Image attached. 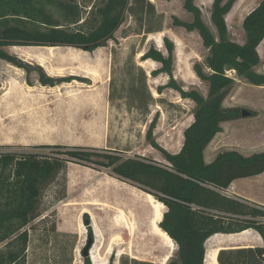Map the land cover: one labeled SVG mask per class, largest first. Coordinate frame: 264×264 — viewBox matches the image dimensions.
<instances>
[{
  "label": "trees",
  "instance_id": "1",
  "mask_svg": "<svg viewBox=\"0 0 264 264\" xmlns=\"http://www.w3.org/2000/svg\"><path fill=\"white\" fill-rule=\"evenodd\" d=\"M237 1H213L211 21L215 33L205 23L195 0L183 3L193 15L192 21L173 16L174 26L197 31L209 51L203 63L193 66L197 77L208 83L206 96L195 88L185 89L175 78L176 45L168 36L163 38L166 53L151 45L141 56L142 61L151 59L160 64L151 71L152 77L169 76L166 84L157 87L159 94L171 88L196 104L194 120L184 130L183 145L177 153L164 149L153 138L160 117L157 110L148 125L147 138L163 153L162 162L110 149L45 144L37 147H52L54 151L10 150L1 155L0 264H35L32 255L38 246L43 248L42 264L74 263L78 233L58 229L55 217H41L40 211L44 190L64 175L71 162L108 169L116 179L149 193L166 206L159 226L178 247L177 258L167 264H206L207 241L217 233L255 229L264 241V206L226 193L236 179L264 173V151L245 155L228 149L218 152L211 162L205 160V150L222 132L223 123L242 117L241 107L224 105L235 83L228 71H235L251 84L264 86V74L255 71L261 62L258 48L264 40V0L243 19L244 43L230 38L226 20ZM128 18L132 24L123 37L134 33L146 38L164 30L165 14L151 0H101L91 7L85 19L77 0H0V59L29 72L30 65L6 48L66 46L93 52L114 40ZM136 54L132 50L117 73L113 69L108 98L112 103L123 102L129 113L147 122L152 107L164 105L165 99L154 96L149 75L136 62ZM35 68L39 71L38 81L44 86L76 79L53 77L41 66ZM64 197L63 193L59 199ZM87 229L91 238V225L87 224ZM217 259L219 264H264V244L220 249ZM115 261L113 253L109 264ZM83 263L92 264L89 255L83 257ZM118 263L154 264L129 254H121Z\"/></svg>",
  "mask_w": 264,
  "mask_h": 264
},
{
  "label": "rangeland",
  "instance_id": "2",
  "mask_svg": "<svg viewBox=\"0 0 264 264\" xmlns=\"http://www.w3.org/2000/svg\"><path fill=\"white\" fill-rule=\"evenodd\" d=\"M154 1L157 9L165 14L161 47L159 32L146 38L134 33L123 37L125 29L132 24L128 18L114 40L93 52L66 46L6 48L31 68L27 72L0 59V147L11 151L48 153H52L54 148H39L37 145L96 147L162 162L163 153L147 138L150 120L159 110L153 138L164 149L177 153L183 145L184 130L194 120L196 104L171 88H165L159 94L157 87L166 84L169 76L160 74L152 77L151 71L160 64L151 61L149 65H143L138 54L151 45L166 53L164 36L173 41L179 39L182 44L180 54L174 42V76L185 89L195 88L206 96L208 83L197 77L193 66L196 62L203 63L209 51L203 46L197 31L189 32L173 25V16L185 21L193 20V15L184 9L183 0ZM261 1L238 0L235 3L226 17L232 40L244 43L243 19ZM77 2L85 19L91 7L100 4L101 0ZM198 2L203 9L205 23L215 33L216 28L211 21L212 0ZM132 50L137 51L136 62L149 73L148 83L154 96L165 99L164 105L152 107L147 122L129 113L123 102L112 103L108 98L113 69L117 73ZM258 51L261 62L255 71L264 74V40ZM37 66L50 76H74L76 79L53 87L44 86L38 81ZM228 75L234 78L235 83L224 105L239 106L251 111V115L224 122L222 132L215 136L208 149L215 148L217 152L232 149L245 155L264 151V86L251 84L233 70L228 71ZM253 181L258 189L257 198L264 201V174L253 178ZM63 193L65 197L59 199ZM117 210L126 215L130 228ZM166 210V206L152 195L116 179L108 169L71 162L64 175L44 190L40 211L41 217H55L58 229L78 233L73 264H84L83 250L90 239L93 240L89 255L92 264H109L113 253L115 264H119L121 254L150 260L154 264H167L170 259L177 258L178 247L159 226L160 216ZM87 222L92 227L91 238ZM213 246V239L208 240L206 264H213L214 257L217 261ZM33 251L35 264H42L43 248L34 247Z\"/></svg>",
  "mask_w": 264,
  "mask_h": 264
},
{
  "label": "crops",
  "instance_id": "3",
  "mask_svg": "<svg viewBox=\"0 0 264 264\" xmlns=\"http://www.w3.org/2000/svg\"><path fill=\"white\" fill-rule=\"evenodd\" d=\"M151 1L155 3L154 0H151ZM198 1L199 0H195L196 4L202 9ZM213 1L214 0H212V4H213ZM183 3H184V0H183ZM176 41H180V40L175 39L174 42ZM208 150L209 149L207 147L205 150V160L207 162H211L215 159L218 152L216 151L215 148H211V150L209 151ZM207 155H208V158H207ZM263 174L264 173L256 175V176H252V177L239 178L233 181L232 185L234 186L235 196L244 198L248 201L264 206V201L257 198V195H258L257 187L253 185L254 184L253 178H258L262 176ZM210 239H213V244H214L213 250H215L216 256H218V252L220 251V249H229V248H238V247H255V246H263L264 244L262 236L255 229H247L239 233H231V234L217 233L211 236L209 240Z\"/></svg>",
  "mask_w": 264,
  "mask_h": 264
},
{
  "label": "bare ground",
  "instance_id": "4",
  "mask_svg": "<svg viewBox=\"0 0 264 264\" xmlns=\"http://www.w3.org/2000/svg\"><path fill=\"white\" fill-rule=\"evenodd\" d=\"M160 33V38L158 39L159 40V47H161L162 46V44H161V42H162V39H161V37H162V35H163V33L162 32H159ZM176 43H177V46H178V53L180 54V49H181V47H182V44H181V42H179V41H176ZM49 47V46H48ZM142 54H143V52L142 53H139L138 55L141 57L142 56ZM156 63L155 61H153V60H151V59H148V60H145V61H142L141 60V63L143 64V65H149L150 63ZM58 73V72H57ZM27 95V94H26ZM25 110V109H24ZM27 111V110H26ZM118 212H120L122 215H123V217H124V221L126 220L127 221V224L129 225V228H130V224H129V220H128V218L126 217V215L122 212V211H120V210H117ZM163 215V214H162ZM122 217V218H123ZM121 218V217H120ZM162 219V216H160V220ZM122 221V220H121ZM124 223V222H123ZM125 224V223H124ZM213 264H217V261H216V258L214 257L213 258Z\"/></svg>",
  "mask_w": 264,
  "mask_h": 264
},
{
  "label": "water",
  "instance_id": "5",
  "mask_svg": "<svg viewBox=\"0 0 264 264\" xmlns=\"http://www.w3.org/2000/svg\"><path fill=\"white\" fill-rule=\"evenodd\" d=\"M250 115H251V111L246 110V109H242V116L243 117L250 116ZM87 224H88V222H87ZM92 245H93V240L90 239V242H89L88 246L83 250V255L84 256L91 255L90 254L91 253L90 249H91Z\"/></svg>",
  "mask_w": 264,
  "mask_h": 264
},
{
  "label": "built area",
  "instance_id": "6",
  "mask_svg": "<svg viewBox=\"0 0 264 264\" xmlns=\"http://www.w3.org/2000/svg\"><path fill=\"white\" fill-rule=\"evenodd\" d=\"M7 151H10V150H5L4 148H1V147H0V157H1V155H2L4 152H7ZM226 193L229 194V195H235V194H234V186H233L232 184L228 187Z\"/></svg>",
  "mask_w": 264,
  "mask_h": 264
}]
</instances>
